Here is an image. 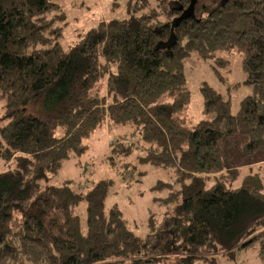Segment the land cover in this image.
<instances>
[{"label": "trees", "instance_id": "16d2710c", "mask_svg": "<svg viewBox=\"0 0 264 264\" xmlns=\"http://www.w3.org/2000/svg\"><path fill=\"white\" fill-rule=\"evenodd\" d=\"M192 1L154 0L139 17L101 21L65 51L57 0H0V264H206L253 245L264 257V161L231 187L241 171L231 151H264V0L214 9L215 0H196L194 16L175 26ZM233 51L251 95L233 115L202 83L203 118L194 121L185 62L226 67L219 55ZM105 126L137 129L114 155L137 145L141 163L174 172L152 188L165 192L154 198L165 211L158 220L151 212L147 241L108 208L112 180L85 191L50 184Z\"/></svg>", "mask_w": 264, "mask_h": 264}, {"label": "rangeland", "instance_id": "374dc122", "mask_svg": "<svg viewBox=\"0 0 264 264\" xmlns=\"http://www.w3.org/2000/svg\"><path fill=\"white\" fill-rule=\"evenodd\" d=\"M139 0H57L66 14L63 26V37L60 40L65 51H68L90 29L95 28L101 21L122 20L139 17L154 8V0H148L141 10L135 11L134 6ZM222 0L209 3L208 8L214 9ZM219 58L229 61L226 67L216 62H202L195 57L185 62V74L192 96L190 115L194 121L203 118V99L200 92L202 83L219 92L225 100L231 102V112L236 115L241 101L251 95V89L245 85L246 74L242 67V57L238 52L222 53ZM219 70V74L215 72ZM223 78L224 80H222ZM3 103L0 102V116L3 113ZM137 129L132 126L108 128L105 126L97 131L88 142V151L80 158H72L63 164L56 175L51 176L50 184L61 185L72 181L78 191H85L104 179H110L114 185L107 200L108 208L117 205L123 212L131 229L142 240L149 238L148 219L151 212L160 219L165 209L154 202L155 197H163L165 192L154 193L152 188L160 181L169 182L175 179L174 172H166L139 161L144 156L139 146L133 149L134 154L125 158L112 153L117 141L127 140V143L137 141ZM241 143H246V137H240ZM234 165L241 169L238 180L231 186L242 185L243 177L250 173L252 166L264 161V151L255 153L247 158L240 150L231 151ZM127 166H126V165ZM124 165L126 167H124ZM128 169V170H127ZM162 249V247H161ZM171 239L165 237L163 251L172 253ZM167 264H180L178 259H170ZM206 264H264L260 255V246L253 245L236 251L232 255L215 257L214 262Z\"/></svg>", "mask_w": 264, "mask_h": 264}, {"label": "water", "instance_id": "95a60500", "mask_svg": "<svg viewBox=\"0 0 264 264\" xmlns=\"http://www.w3.org/2000/svg\"><path fill=\"white\" fill-rule=\"evenodd\" d=\"M195 4H196V0H193L190 7L186 11H184V13L182 14L180 18H178L175 21V26H177L182 20H185V19H188L194 16Z\"/></svg>", "mask_w": 264, "mask_h": 264}]
</instances>
